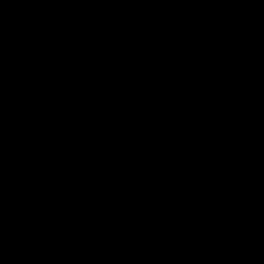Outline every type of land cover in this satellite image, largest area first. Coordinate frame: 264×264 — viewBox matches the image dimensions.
<instances>
[{
	"label": "water",
	"instance_id": "95a60500",
	"mask_svg": "<svg viewBox=\"0 0 264 264\" xmlns=\"http://www.w3.org/2000/svg\"><path fill=\"white\" fill-rule=\"evenodd\" d=\"M0 264H264V0H0Z\"/></svg>",
	"mask_w": 264,
	"mask_h": 264
}]
</instances>
